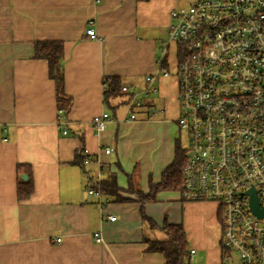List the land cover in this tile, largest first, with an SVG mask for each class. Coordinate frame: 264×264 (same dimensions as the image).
<instances>
[{
    "label": "crops",
    "instance_id": "obj_1",
    "mask_svg": "<svg viewBox=\"0 0 264 264\" xmlns=\"http://www.w3.org/2000/svg\"><path fill=\"white\" fill-rule=\"evenodd\" d=\"M181 2L0 0V264H165L162 253L146 250V240H165L164 222L182 225L191 259L199 251L205 264H220L212 202L185 201L179 190H163L141 211L134 193L159 182L179 145L177 81L158 74L157 61L169 11ZM89 19L96 39L84 33ZM37 41L63 44V89L70 98L65 113L57 109L46 61L34 58ZM166 59L174 71L172 50ZM152 74L157 92L141 97L135 119L119 121L126 95L109 109L103 78L119 76L121 85L141 90ZM103 112L111 122L95 133L90 120ZM108 146L113 151L106 154ZM110 176L123 199L102 190L109 202L100 206L86 191ZM28 177L33 192L18 200L16 185Z\"/></svg>",
    "mask_w": 264,
    "mask_h": 264
},
{
    "label": "built area",
    "instance_id": "obj_2",
    "mask_svg": "<svg viewBox=\"0 0 264 264\" xmlns=\"http://www.w3.org/2000/svg\"><path fill=\"white\" fill-rule=\"evenodd\" d=\"M169 18L157 62L158 74L176 78L177 127L188 138L180 198L215 203L220 264H233L232 255L237 264H264V0H192L172 8ZM84 33L96 39L92 19ZM168 50L175 55L174 71L167 66ZM155 77L145 76L141 90L121 86L128 101L119 121L135 119L141 97L157 92ZM90 122L99 133L111 116L103 112ZM64 124L57 121L63 134ZM81 154L83 163L90 161L86 148ZM86 192L100 206L109 202L99 182ZM93 238L101 241L98 233Z\"/></svg>",
    "mask_w": 264,
    "mask_h": 264
},
{
    "label": "trees",
    "instance_id": "obj_3",
    "mask_svg": "<svg viewBox=\"0 0 264 264\" xmlns=\"http://www.w3.org/2000/svg\"><path fill=\"white\" fill-rule=\"evenodd\" d=\"M147 1V0H136ZM34 58L43 59L47 63L48 77L55 84V98L57 109L63 113L67 112L70 107V98L65 94L63 89V44L61 41H37L34 44ZM102 96L103 103L109 109L115 110L118 103H112L113 100L124 97L125 94L121 91V80L119 76H108L103 78ZM122 103L126 104L128 96L123 98ZM185 158L179 145L176 146L175 157L161 173V179L157 183L150 182L147 193H142L139 190L134 191L139 196V201L142 206L146 202L154 201L155 195L163 190H180L181 186V165ZM20 166L17 169L20 170ZM101 189L108 195H112L117 200H122L118 195L119 187L115 183L113 176L107 180L100 182ZM130 186L129 189L130 190ZM33 192V183L30 177L26 180H19L16 185V197L18 200L28 198ZM143 218H146L143 215ZM161 230L165 234V240H146L147 251H157L163 254L165 264H190L191 257L187 249L188 242L185 231L181 224L163 223Z\"/></svg>",
    "mask_w": 264,
    "mask_h": 264
},
{
    "label": "rangeland",
    "instance_id": "obj_4",
    "mask_svg": "<svg viewBox=\"0 0 264 264\" xmlns=\"http://www.w3.org/2000/svg\"><path fill=\"white\" fill-rule=\"evenodd\" d=\"M192 0H182L181 5H187L188 3H190ZM180 5V6H181ZM150 99V98H149ZM152 102H154V104L159 107L158 105L160 104L157 100L156 95H152L151 99ZM161 105V104H160ZM179 146L181 148V150L183 152H185V149L188 146V138L185 132H181V134L179 135ZM213 205H215V203H213ZM216 208V207H215ZM212 234H213V238L214 241L218 242V239L220 238V234H221V230H220V226L219 223L216 221V223L213 225V230H212ZM198 253L196 254V256H192L191 262L190 264H205L206 262L204 261V258H197V256L199 255V251H197Z\"/></svg>",
    "mask_w": 264,
    "mask_h": 264
},
{
    "label": "water",
    "instance_id": "obj_5",
    "mask_svg": "<svg viewBox=\"0 0 264 264\" xmlns=\"http://www.w3.org/2000/svg\"><path fill=\"white\" fill-rule=\"evenodd\" d=\"M21 178H22V179H25V178H26L25 174H21ZM251 206H252L253 210H254L256 213H258V215H261V214H262V212L259 213V212H257V210H256V200H255L254 197L251 198ZM232 260H233V264H237V259H236L233 255H232Z\"/></svg>",
    "mask_w": 264,
    "mask_h": 264
}]
</instances>
